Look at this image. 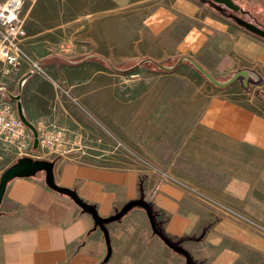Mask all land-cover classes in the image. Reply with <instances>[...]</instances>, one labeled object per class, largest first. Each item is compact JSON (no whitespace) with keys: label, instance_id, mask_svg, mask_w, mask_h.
<instances>
[{"label":"crops","instance_id":"obj_1","mask_svg":"<svg viewBox=\"0 0 264 264\" xmlns=\"http://www.w3.org/2000/svg\"><path fill=\"white\" fill-rule=\"evenodd\" d=\"M109 1V23L115 24L118 14L141 17L120 62L148 58L169 64L189 56L221 81L242 69L258 77H249L247 87L240 78L218 88L188 62L171 72L146 67L151 77L141 86L150 88L147 102L160 103V113H142L141 126L146 135L160 136V144L168 138L178 146L182 135L190 136L195 145L190 161L204 168L203 180L193 182L205 194L143 176L134 167L55 160L48 151L34 155L39 149L30 156L53 160L55 182L74 189L102 217L142 197L162 234L179 244L193 264H264V38L198 0ZM90 61L100 65L98 59ZM186 72L195 79L182 75ZM178 104L187 105L183 115L164 111ZM26 117L39 123L38 117ZM180 119L190 121L187 133ZM197 130L205 133L203 139ZM156 157L161 167L180 166L178 148L157 149ZM106 230L109 246L92 215L49 188L44 172L15 177L0 202V264H186L153 233L141 207L109 222Z\"/></svg>","mask_w":264,"mask_h":264},{"label":"rangeland","instance_id":"obj_2","mask_svg":"<svg viewBox=\"0 0 264 264\" xmlns=\"http://www.w3.org/2000/svg\"><path fill=\"white\" fill-rule=\"evenodd\" d=\"M110 6L109 0H25L20 12L26 29L23 60L14 69L0 61V95L28 123L32 124L26 116L38 117L39 123L66 134L68 143L52 154L55 160L64 157L107 167H134L143 176L175 181L204 195L193 182L203 180L204 168H195V162L190 161V151L195 148L190 136L182 135L178 146L168 143V138L160 144V136L146 135L141 126L142 113L145 117L160 113V103L147 102L150 88L141 86L143 79L151 77L146 67L153 63L139 64L144 58L120 62L130 45L127 38L135 36L141 17L118 14L113 17L116 23H109ZM94 55L120 71L90 61ZM31 61L42 71L32 69ZM182 75L195 79L188 72ZM164 111H181L178 115H183L187 105H166ZM179 123L186 133L190 130L189 120L180 119ZM196 133L204 138L203 131ZM174 147L181 153L180 166H159L156 150ZM44 151L39 149L34 155ZM15 155L12 148H0V176Z\"/></svg>","mask_w":264,"mask_h":264},{"label":"built area","instance_id":"obj_3","mask_svg":"<svg viewBox=\"0 0 264 264\" xmlns=\"http://www.w3.org/2000/svg\"><path fill=\"white\" fill-rule=\"evenodd\" d=\"M25 0H0V61L8 69L16 68L23 60L26 30L20 16ZM32 69L42 71L37 63ZM32 130L17 115L14 106L0 95V148H12L17 156H30L31 150L43 149L50 154L62 150L68 143L59 128L40 122ZM37 146L34 147V140Z\"/></svg>","mask_w":264,"mask_h":264},{"label":"water","instance_id":"obj_4","mask_svg":"<svg viewBox=\"0 0 264 264\" xmlns=\"http://www.w3.org/2000/svg\"><path fill=\"white\" fill-rule=\"evenodd\" d=\"M200 2H205L204 0H198ZM216 2H221L218 0H213ZM214 7V6H212ZM233 21L243 27L244 29L250 31L251 33L258 35L262 38H264V31L259 29L258 27L251 25L249 23L241 22L233 18ZM145 62H151L153 63L159 70L163 72H171L173 71L178 64L182 62H188L190 63L201 75H203L207 81L212 83L214 86L218 88H226L232 83H234L236 80L242 78L243 86H248V79L249 77H254V73L252 71L242 69L239 71L234 72L228 79L226 80H218L215 77H213L208 71H206L200 64H198L194 59H192L189 56H180L176 59V61L171 65H164L162 63L154 62L148 58L141 59L139 61V64H143ZM113 70L120 71V69L116 67H111ZM257 79L258 77L255 76ZM23 122L32 130L34 136H36V131L33 126V124L28 123L24 117H20ZM37 146V140H34V147ZM38 172H44V179L46 185L51 188L54 191H57L61 194L67 195L70 197L83 211L90 213L95 221V225L98 226L104 233L107 244L109 246L108 242V236H107V230H106V224H108L111 221L119 220L122 218L129 210H131L134 207H141L146 211V214L148 216L152 231L154 234L158 235L162 241L173 251L181 254L185 258L186 264H193L190 256L188 253L176 242L170 240L168 237L162 234V232L159 230L157 223L154 218V214L152 213L151 206L148 202H146L142 197L138 199H133L125 203L116 213L113 215H110L108 217H102L100 216L95 207L85 203L82 201L78 195L76 194V191L74 189H70L67 187H63L58 185L55 182L54 178V161L48 160V159H40V158H33L31 156H22L19 157L15 162L8 165L0 176V202L2 199V196L4 194L5 188L7 183L15 178V177H27V176H33ZM109 254V249L107 252V256ZM107 258V257H106Z\"/></svg>","mask_w":264,"mask_h":264},{"label":"flooded vegetation","instance_id":"obj_5","mask_svg":"<svg viewBox=\"0 0 264 264\" xmlns=\"http://www.w3.org/2000/svg\"><path fill=\"white\" fill-rule=\"evenodd\" d=\"M209 6L233 21L249 23L264 31V0H204ZM214 6V7H212Z\"/></svg>","mask_w":264,"mask_h":264},{"label":"trees","instance_id":"obj_6","mask_svg":"<svg viewBox=\"0 0 264 264\" xmlns=\"http://www.w3.org/2000/svg\"><path fill=\"white\" fill-rule=\"evenodd\" d=\"M93 58H94V59H98L99 61H101L103 64H105V65H107V66L112 67L111 64H110L108 61H106L104 58H102V57H100V56H96V55H94Z\"/></svg>","mask_w":264,"mask_h":264}]
</instances>
